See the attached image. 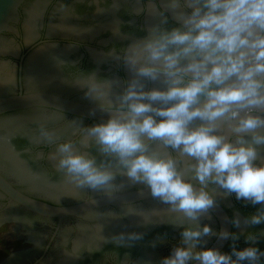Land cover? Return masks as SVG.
Here are the masks:
<instances>
[{
	"label": "clouds",
	"instance_id": "clouds-1",
	"mask_svg": "<svg viewBox=\"0 0 264 264\" xmlns=\"http://www.w3.org/2000/svg\"><path fill=\"white\" fill-rule=\"evenodd\" d=\"M162 22L121 49L134 70L108 105L110 115L92 125L101 156L115 160L130 181L184 218L197 221L216 206L210 186L260 207L245 223L264 224V0H166ZM163 81V87L145 82ZM74 141L57 144L56 169L79 188L112 195L118 173ZM153 145L171 149L167 155ZM187 157L193 179L177 167ZM231 223L239 227L240 220ZM237 240L207 225H185L159 264H261L264 232L244 234L243 248L225 252L201 246L202 237ZM154 246V245H153Z\"/></svg>",
	"mask_w": 264,
	"mask_h": 264
}]
</instances>
